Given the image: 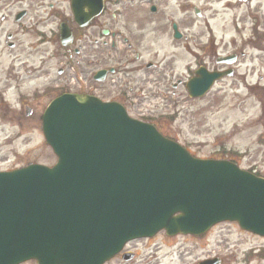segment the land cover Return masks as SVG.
Returning a JSON list of instances; mask_svg holds the SVG:
<instances>
[{
	"label": "water",
	"instance_id": "water-1",
	"mask_svg": "<svg viewBox=\"0 0 264 264\" xmlns=\"http://www.w3.org/2000/svg\"><path fill=\"white\" fill-rule=\"evenodd\" d=\"M196 74L191 97L228 73ZM42 121L57 163L0 172L3 264H104L128 241L161 230L201 235L225 220L264 236V178L193 158L93 96L64 94Z\"/></svg>",
	"mask_w": 264,
	"mask_h": 264
},
{
	"label": "rangeland",
	"instance_id": "rangeland-1",
	"mask_svg": "<svg viewBox=\"0 0 264 264\" xmlns=\"http://www.w3.org/2000/svg\"><path fill=\"white\" fill-rule=\"evenodd\" d=\"M154 3L163 5L167 15V35L157 39L152 37L149 43L142 40L135 44L140 46L136 51L123 43L120 52L125 56L118 61L121 70L129 72L135 64L141 68V73L158 78L165 61L173 58L171 66L176 68V78L186 81L196 68L194 53L198 52L200 44H207L209 40H214L213 46L219 47L217 53L232 51L245 55L234 65L238 67L235 76L222 80L199 99L190 98L183 87L175 91L170 87L155 91L153 79L150 95L154 101L149 100L152 107L148 111L161 115L154 119L145 118V121L154 123L164 135L181 143L196 157L229 159L242 169L264 176V39L260 41L253 37V31L264 34V0H155ZM25 7V2L18 0H0V71L4 67H15L18 72L20 65L29 68L45 66L54 71L59 67L57 63L32 54L28 47L36 41L33 33L26 31L34 13L23 25L14 21L15 12ZM196 10L200 16L195 14ZM3 15L5 21H1ZM172 21L179 24L186 39L176 41L172 38L169 27ZM8 33L15 35L17 47L14 49L6 45ZM193 38L199 45L192 41ZM148 45L150 50L145 49ZM138 53L140 57L136 60ZM148 61L160 68L144 70ZM106 62L112 61L104 58ZM32 85L28 84V87ZM14 86L12 84L5 97L8 105L3 108V122H0V129H3L0 170L29 163L51 165L56 157L46 145L39 123L24 122L22 135L15 136L19 124L5 119L10 112L21 110ZM127 108L134 116L140 113V105ZM129 246H135L137 259L131 262L116 260L114 264H199L208 258H220V264H264V238L243 232L233 223H221L200 238L188 235L168 237L161 232L152 239ZM255 249H262L263 255ZM250 251L253 256L249 263H245Z\"/></svg>",
	"mask_w": 264,
	"mask_h": 264
},
{
	"label": "flooded vegetation",
	"instance_id": "flooded-vegetation-1",
	"mask_svg": "<svg viewBox=\"0 0 264 264\" xmlns=\"http://www.w3.org/2000/svg\"><path fill=\"white\" fill-rule=\"evenodd\" d=\"M26 1V15L34 13V25L48 24L51 21H57L54 29L48 31L50 41L45 45V41L33 43L29 49L32 54L39 55L44 59L52 61L53 64H58L59 67L54 71L42 66L39 68H29L20 66V71L16 72L15 67H4L0 74V122H3V108L8 100L5 98L9 94V88L14 84L17 90L16 102L26 111L9 113L5 119L16 121L19 124V130L15 132V136L22 135L23 123L41 122V116L51 102L52 99L60 95L62 92L70 91L72 88L70 82L72 79V71L76 76H80L83 80L93 82L95 75L103 70L104 58L111 60L114 63L120 64L118 61L125 56L120 52V43L127 44L128 48L136 51L139 48L135 44L142 40L149 43L153 38L167 35V15L162 8V4L158 6L153 3V0H145L146 2H121V0H103L101 11L98 5H86L82 11V17L76 16L75 11L69 6L65 8L56 7L50 0H19ZM172 21V37L173 25ZM154 34V35H153ZM39 39L44 37V33L39 34ZM13 38V36H12ZM193 42L197 40L192 39ZM52 43V44H51ZM196 43L199 42L197 41ZM151 46L145 47L150 50ZM209 45L199 46L204 56H198L197 66L207 67V59L212 60L217 58L211 57L207 51ZM46 49V50H45ZM131 50H128V52ZM131 51V52H132ZM49 52L48 56L45 55ZM108 53L109 55H107ZM139 53L136 55V60H139ZM214 58V59H213ZM46 61H44L45 63ZM175 62V61H174ZM125 60L122 61L124 65ZM173 58L165 61L163 68L160 70V86L164 89H178L175 85L184 86L185 82L176 78V68H173ZM147 65L150 67L148 68ZM125 67V66H123ZM145 68L153 69L154 64L149 62L145 64ZM209 71L217 70L215 66L207 67ZM141 68L133 64V68L124 73L132 74L130 80L127 77H121L120 72L113 70V75L117 77L119 83L129 84H145L147 77L140 75ZM135 74V75H134ZM107 77V75H106ZM127 79V80H126ZM33 84L28 87V84ZM8 110H5L7 112ZM0 137H3V129H0ZM0 247L3 252V236L0 234ZM135 246H126L125 250L117 255L114 259H121L122 254L132 253L134 255L132 261L138 257V252H134ZM22 264H37L30 260Z\"/></svg>",
	"mask_w": 264,
	"mask_h": 264
}]
</instances>
